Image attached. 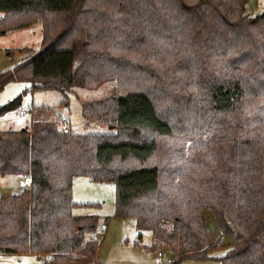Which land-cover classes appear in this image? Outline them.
Returning a JSON list of instances; mask_svg holds the SVG:
<instances>
[{"label":"trees","instance_id":"trees-1","mask_svg":"<svg viewBox=\"0 0 264 264\" xmlns=\"http://www.w3.org/2000/svg\"><path fill=\"white\" fill-rule=\"evenodd\" d=\"M247 1L0 0V32L39 22L42 37L0 72V90L10 81L31 93L117 85L80 107L110 133L63 132L66 120L60 128L45 106L28 108V127L0 129V175L27 180L0 195V253L94 261L109 218L72 213L81 175L114 184V215L132 217L138 239L150 231L147 247L170 249L169 264L212 257L207 209L231 239L220 264H264V13L247 12ZM166 86L192 104L187 118L157 109Z\"/></svg>","mask_w":264,"mask_h":264},{"label":"rangeland","instance_id":"rangeland-1","mask_svg":"<svg viewBox=\"0 0 264 264\" xmlns=\"http://www.w3.org/2000/svg\"><path fill=\"white\" fill-rule=\"evenodd\" d=\"M247 12L252 15L264 13V0H248ZM41 39V24L39 22L31 23L25 27L8 29L4 33L0 32V72L13 69L27 54L28 49H39ZM130 58L131 56H129ZM174 59L171 58L163 65H168ZM173 73L177 74L176 71ZM167 74L169 75L168 70ZM28 86L29 83L24 81L6 83L0 90V106L22 94ZM156 91L157 109L160 112L169 113L176 118H184L185 116L187 118L189 106L192 107L190 102L173 93L172 89H168L167 86ZM111 92H117L116 82L112 79L98 84L95 88L73 87L65 94L56 90H36L32 93L25 91L22 94L21 105L18 109L0 116V129L28 127L31 115L23 110L32 106H45L47 110L44 117L56 120L59 127L62 120H66L67 127L72 133H110L111 131L106 126L86 122L81 115L80 107L85 101L105 97ZM256 126L263 128L264 123H256ZM152 163L151 160L149 164ZM21 179L25 178L16 174L0 175V195L4 190H6V194L19 192L23 188L19 185ZM25 181L27 183L26 179ZM71 197L72 201L77 204L72 208L73 214H96L100 223L103 218H109L105 229L96 233L99 239V249L96 252V259L88 264H169V261L174 259L170 249L165 246L159 248L161 253L150 251L147 247L152 240L150 231H141V238L138 239L139 231L136 229L132 217L119 218L114 215L115 186L113 183L97 182L78 175L72 179ZM202 214L206 228L215 233L218 246L209 251V255L212 256L209 259H184L181 264H220L218 258L226 250L222 244L231 242V239L221 237L216 218L211 210H204ZM0 264L45 263L44 257L38 258L33 253H0Z\"/></svg>","mask_w":264,"mask_h":264},{"label":"built area","instance_id":"built-area-1","mask_svg":"<svg viewBox=\"0 0 264 264\" xmlns=\"http://www.w3.org/2000/svg\"><path fill=\"white\" fill-rule=\"evenodd\" d=\"M24 112H28V108L27 109H24L23 110ZM16 114H18V111H16ZM62 131L63 132H67L68 131V127H67V125H66V123L65 122H63V124H62ZM19 184L20 185H23L24 183H23V181H19ZM161 253V252H160Z\"/></svg>","mask_w":264,"mask_h":264},{"label":"crops","instance_id":"crops-1","mask_svg":"<svg viewBox=\"0 0 264 264\" xmlns=\"http://www.w3.org/2000/svg\"><path fill=\"white\" fill-rule=\"evenodd\" d=\"M250 12H251V11H250ZM19 185H20V184H19ZM20 186H22V185H20ZM3 193H7L6 190H4ZM150 237L152 238L151 234H150Z\"/></svg>","mask_w":264,"mask_h":264}]
</instances>
